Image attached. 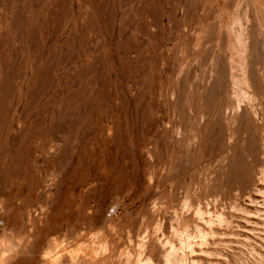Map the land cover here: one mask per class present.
Returning <instances> with one entry per match:
<instances>
[{
	"label": "rangeland",
	"instance_id": "rangeland-1",
	"mask_svg": "<svg viewBox=\"0 0 264 264\" xmlns=\"http://www.w3.org/2000/svg\"><path fill=\"white\" fill-rule=\"evenodd\" d=\"M0 55V264H264V0H0Z\"/></svg>",
	"mask_w": 264,
	"mask_h": 264
},
{
	"label": "bare ground",
	"instance_id": "bare-ground-1",
	"mask_svg": "<svg viewBox=\"0 0 264 264\" xmlns=\"http://www.w3.org/2000/svg\"><path fill=\"white\" fill-rule=\"evenodd\" d=\"M16 18H17V17L13 16V18H12L11 20H16ZM34 46H35V45H34ZM1 62H3V58H2V56L0 55V63H1ZM11 70H13V69L11 68ZM10 72H11V71H10ZM10 72H9V73H10ZM12 72H13V71H12ZM2 82H3V81H0V88H1V86H2ZM10 85H11V84H10ZM4 91H5V90H4ZM4 91H3V92H4ZM0 93H1V92H0ZM7 93H9V91H8ZM8 96H9V95H8ZM8 96H7V98H8ZM3 99H4V98L1 96V97H0V108H2ZM255 113H256V112H255ZM254 118H256V117H254ZM259 123H260V122H259ZM209 134H212V133H209ZM214 201H215V200H214ZM215 203H216V202H215ZM215 203H214V204H215ZM148 261H149V260H148ZM148 261H147V262H148ZM145 264H148V263H145ZM149 264H151V263H149Z\"/></svg>",
	"mask_w": 264,
	"mask_h": 264
},
{
	"label": "built area",
	"instance_id": "built-area-1",
	"mask_svg": "<svg viewBox=\"0 0 264 264\" xmlns=\"http://www.w3.org/2000/svg\"><path fill=\"white\" fill-rule=\"evenodd\" d=\"M2 226V222H0V227Z\"/></svg>",
	"mask_w": 264,
	"mask_h": 264
}]
</instances>
